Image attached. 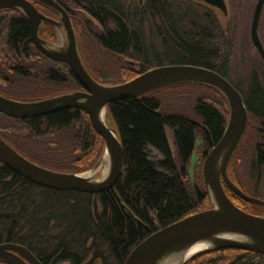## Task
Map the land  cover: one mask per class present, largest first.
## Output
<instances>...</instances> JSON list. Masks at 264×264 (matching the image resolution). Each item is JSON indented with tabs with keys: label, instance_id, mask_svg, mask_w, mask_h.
<instances>
[{
	"label": "trees",
	"instance_id": "16d2710c",
	"mask_svg": "<svg viewBox=\"0 0 264 264\" xmlns=\"http://www.w3.org/2000/svg\"><path fill=\"white\" fill-rule=\"evenodd\" d=\"M231 1L238 12L243 5L240 18L247 35L242 39L239 13L223 26L209 8L191 0L61 2L71 15L86 66L98 81L124 83L164 65L204 67L225 77L241 93L249 125L264 127V61L250 53L248 39L256 0ZM36 7L49 17L54 13L48 6ZM263 19L264 10L260 24L264 45ZM43 35L55 39L49 25ZM55 65L33 45L26 18L16 10H0V94L32 102L81 90L67 65H62L66 76ZM177 89L208 92L209 97L198 99L193 107L199 122L181 113H164L157 93ZM107 112L124 149L123 172L115 188L99 195L51 190L0 163V243L22 245L43 264H124L150 234L211 206L201 161L227 123L228 106L219 92L201 85H175L113 102ZM166 127L173 132L175 152ZM248 131L249 127L244 137ZM200 134L207 149L194 168L191 184L190 163ZM0 136L27 159L61 173L92 169L104 150L103 139L80 109L27 120L0 114ZM258 138L249 167L253 186L245 192L264 200V133L260 131ZM153 152L160 158H152ZM224 189L243 211L264 214L263 207ZM186 264H264V255L217 250Z\"/></svg>",
	"mask_w": 264,
	"mask_h": 264
},
{
	"label": "water",
	"instance_id": "95a60500",
	"mask_svg": "<svg viewBox=\"0 0 264 264\" xmlns=\"http://www.w3.org/2000/svg\"><path fill=\"white\" fill-rule=\"evenodd\" d=\"M198 1L228 15L226 0ZM33 2L55 9L59 20L44 15ZM139 2L142 4L143 0ZM8 9L16 10L26 18L35 48L49 59L67 64L81 90L32 102L13 100L0 94V114L27 120L68 109L84 110L93 129L104 141V151L101 160L92 169L79 174L61 173L27 159L0 136V163L4 167L43 188L91 195L108 193L115 188L122 175L124 149L115 129L104 118L109 119L107 106L175 85L194 84L212 88L222 95L228 105V119L222 136L203 162L204 186L212 207L153 232L132 250L124 264H186L200 254L228 249L264 255V215L243 211L224 189L226 186L243 201L264 208V200L244 193L228 174L230 162L246 133L248 111L241 93L225 77L195 65H164L124 83H101L85 66L69 14L55 0H0V10ZM263 10L264 0H257L250 37L264 61V45L259 35ZM44 24L54 29L55 41L41 36ZM105 162L108 164L107 172L99 177ZM198 244H210V247L188 256ZM0 262L43 264L28 248L9 242L0 243Z\"/></svg>",
	"mask_w": 264,
	"mask_h": 264
},
{
	"label": "rangeland",
	"instance_id": "374dc122",
	"mask_svg": "<svg viewBox=\"0 0 264 264\" xmlns=\"http://www.w3.org/2000/svg\"><path fill=\"white\" fill-rule=\"evenodd\" d=\"M191 2H194L196 4H201L197 0H191ZM226 2L228 5V15L227 16H225L219 10L213 9L211 7L204 5V4H201V5L209 8L216 15L217 19L219 20V22L223 26H227L230 21L235 19L236 14L239 13V19L241 21L240 22L241 24H239L237 22L238 23V35H239L240 39H242L244 36L247 35V33H245V31L243 30L244 29V27H243L244 21H243V19H241L243 17V13H242L243 5H240V7L238 9L239 12H238L237 7L233 5L231 0H226ZM254 7H255V5H254ZM252 14H253V12H252ZM252 14H251L250 20H249L250 23H251ZM240 16H241V18H240ZM250 23H249V27H248L249 28L248 29V39L250 42L249 44L251 46L250 53L253 56H255V55L257 56L258 53H257L256 49L254 48V46L251 42V38H250ZM263 24H264V19H263ZM261 31L264 33V25H263ZM262 32H261V34H262ZM55 40H56V38H55ZM79 52H80V55L84 61V54L82 53L80 48H79ZM258 57L260 58L259 55H258ZM84 63L86 66L85 61H84ZM62 71L65 72L64 69H62ZM88 71L90 72V70H88ZM90 74L92 75L91 72H90ZM93 78H95V77H93ZM63 94H65V93H63ZM58 95H62V94H58ZM55 96H57V95H55ZM157 96L161 99L164 113H172V114L174 112L181 113L183 115L188 116L192 120L199 122V118L193 113V107H194V105L198 99H200V98L206 99V97H209V94L206 91H201V90H197V89H177L175 91L172 90V91H168V92H164V93L163 92L157 93ZM108 121L111 124L110 118L108 119ZM254 125H256V124L251 123L249 125V131L246 134V136L244 137L243 141H241L242 143H240V145H239L240 147H238L239 149H237L238 151H236L237 153H235L236 155H235V157L231 163V166L229 168V171H228L230 179L232 180V178H234L235 181L234 180H232V181L244 193H246L245 191L250 192L251 186H253V182L251 183L249 181V167H250V163H251V158L253 156L254 147L257 144V141H259L258 137H259V132H260L259 130H257L255 128L256 126H254ZM166 135L168 137L171 150L173 152H175L173 132L168 127H166ZM206 149L207 148H206L205 143H204V141L201 137V134H200L198 137V140H197L196 150L192 156L191 163H190V170H189L190 175L189 176H190L191 184L195 181V169L194 168L197 165H200L201 162L203 164L204 161H201V160L203 159V153L206 151ZM102 156H103V153H102L99 161L101 160ZM152 158H160V157H159L157 152H153ZM107 169H108V164L105 162L104 165L102 166L100 172L98 173V176L100 177L102 175V173H104L105 170H107ZM199 176H200V173H199ZM199 176H198V178H200ZM198 180H199V182H201V179H198ZM263 183H264V175H263ZM241 186L243 187V189L241 188ZM210 205H211V202H210ZM211 207H212V205L210 207L206 208L205 210L210 209Z\"/></svg>",
	"mask_w": 264,
	"mask_h": 264
},
{
	"label": "flooded vegetation",
	"instance_id": "af4514ba",
	"mask_svg": "<svg viewBox=\"0 0 264 264\" xmlns=\"http://www.w3.org/2000/svg\"><path fill=\"white\" fill-rule=\"evenodd\" d=\"M58 4H60L61 6H62V0H55ZM198 1V0H197ZM199 3H201V4H204V3H202V2H200V1H198ZM33 4L35 5V6H37L38 4L39 5H43V6H47V5H45V4H43V3H40V2H33ZM204 5H206V4H204ZM207 6V5H206ZM49 7V6H48ZM63 7V6H62ZM209 7V6H208ZM37 8V7H36ZM51 8V7H50ZM64 8V7H63ZM212 8V7H211ZM53 9V8H52ZM65 9V8H64ZM213 9H216V8H213ZM66 10V9H65ZM216 10H218V9H216ZM40 11V10H39ZM53 11H54V13L52 14V16L50 17V18H52V19H55V20H59V15H58V12L55 10V9H53ZM67 12H68V14H69V17H70V19H71V15H70V13H69V11L68 10H66ZM220 11V10H219ZM40 12H42L44 15H45V13H44V10H42V11H40ZM47 16V15H46ZM49 17V16H48ZM252 19V18H251ZM71 21H72V19H71ZM73 24V23H72ZM260 24H261V21H260ZM45 25H48V24H44L43 26H42V28H41V30H40V34H41V36L44 38V39H46V40H49V41H54V40H51V39H47V38H45V36L43 35V30H44V27H45ZM250 25H251V23H250ZM50 26V25H49ZM259 35H260V25H259ZM55 38H56V36H55ZM251 38V37H250ZM260 38H261V35H260ZM41 53V52H40ZM42 54V53H41ZM46 57V56H45ZM48 58V57H47ZM49 59V58H48ZM49 60H51V59H49ZM52 62H54L56 65V69H57V71L59 72V73H61L63 76H66V72H63L62 71V69H63V66L62 65H67V64H64V63H59V62H55V61H53V60H51ZM68 66V65H67ZM69 67V66H68ZM69 69H70V67H69ZM70 71H71V69H70ZM71 73H72V71H71ZM73 74V73H72ZM74 76V75H73ZM75 79V78H74ZM254 126H256L255 128L257 129V130H259V131H261V132H263L264 133V127L263 126H261V125H254ZM249 127V117H248V125H247V128ZM247 130V129H246ZM264 215V214H263ZM2 263V262H1ZM5 264V263H4Z\"/></svg>",
	"mask_w": 264,
	"mask_h": 264
},
{
	"label": "bare ground",
	"instance_id": "6f19581e",
	"mask_svg": "<svg viewBox=\"0 0 264 264\" xmlns=\"http://www.w3.org/2000/svg\"><path fill=\"white\" fill-rule=\"evenodd\" d=\"M106 121H108V119L106 117H104ZM105 172H107V170H105ZM210 244H198L196 246H194V248L192 249V251L188 254V256L190 254H194L197 253L199 251L205 250L206 248H209Z\"/></svg>",
	"mask_w": 264,
	"mask_h": 264
}]
</instances>
